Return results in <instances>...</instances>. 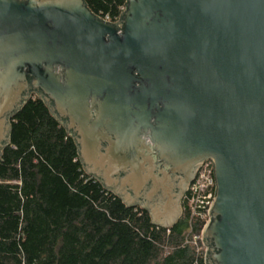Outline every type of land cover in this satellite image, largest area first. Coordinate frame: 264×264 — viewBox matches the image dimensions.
I'll use <instances>...</instances> for the list:
<instances>
[{"label":"water","instance_id":"95a60500","mask_svg":"<svg viewBox=\"0 0 264 264\" xmlns=\"http://www.w3.org/2000/svg\"><path fill=\"white\" fill-rule=\"evenodd\" d=\"M37 95L87 174L171 228L201 167L206 264H264V0H0V158Z\"/></svg>","mask_w":264,"mask_h":264},{"label":"trees","instance_id":"16d2710c","mask_svg":"<svg viewBox=\"0 0 264 264\" xmlns=\"http://www.w3.org/2000/svg\"><path fill=\"white\" fill-rule=\"evenodd\" d=\"M117 21L126 0H86ZM0 158V264H206L203 223L164 228L86 173L73 136L33 95L11 120ZM193 225V232L190 226Z\"/></svg>","mask_w":264,"mask_h":264},{"label":"built area","instance_id":"2783aa9c","mask_svg":"<svg viewBox=\"0 0 264 264\" xmlns=\"http://www.w3.org/2000/svg\"><path fill=\"white\" fill-rule=\"evenodd\" d=\"M125 10V8H124ZM120 19V18H119ZM114 21L113 23H118ZM105 20L110 21L108 18ZM112 22V21H110ZM216 179L214 174V164L211 161L206 162L199 170L195 180L190 185L185 197L187 199V210L189 212L190 222L198 220L203 223V227L200 233H194L192 241L196 245H202L203 243V230L206 223L210 220V210L216 195ZM184 197V198H185ZM192 224L190 226V232H193Z\"/></svg>","mask_w":264,"mask_h":264},{"label":"flooded vegetation","instance_id":"af4514ba","mask_svg":"<svg viewBox=\"0 0 264 264\" xmlns=\"http://www.w3.org/2000/svg\"><path fill=\"white\" fill-rule=\"evenodd\" d=\"M183 201H184V198H183ZM183 201H182V205H183Z\"/></svg>","mask_w":264,"mask_h":264}]
</instances>
